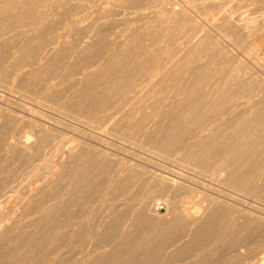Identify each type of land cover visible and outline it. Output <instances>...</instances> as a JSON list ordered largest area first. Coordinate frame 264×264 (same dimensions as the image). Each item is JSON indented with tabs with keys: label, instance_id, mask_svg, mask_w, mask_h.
<instances>
[{
	"label": "rangeland",
	"instance_id": "1",
	"mask_svg": "<svg viewBox=\"0 0 264 264\" xmlns=\"http://www.w3.org/2000/svg\"><path fill=\"white\" fill-rule=\"evenodd\" d=\"M228 11L244 18L230 21ZM129 38L133 55L107 64ZM155 56L187 67L164 81ZM0 75V135L30 136L32 155L61 153L26 179L1 160L0 141V264L22 253L28 264H104L120 238L134 249L149 242L142 264H264V0H0ZM250 156L248 182L232 184ZM91 162L88 187L75 182ZM120 169L133 176L129 204L105 193ZM189 197L218 214L219 240L191 243L194 224L172 230ZM144 201L146 218L137 213Z\"/></svg>",
	"mask_w": 264,
	"mask_h": 264
},
{
	"label": "bare ground",
	"instance_id": "2",
	"mask_svg": "<svg viewBox=\"0 0 264 264\" xmlns=\"http://www.w3.org/2000/svg\"><path fill=\"white\" fill-rule=\"evenodd\" d=\"M208 2H209V0H208ZM132 4H134V3H132ZM175 7H176V5H175ZM172 8V7H171ZM189 9V8H188ZM229 9H231V8H229ZM254 10V9H253ZM154 11V10H153ZM192 11H193V9H192ZM140 12H141V10H140ZM146 12V11H145ZM168 12V11H167ZM235 12V11H234ZM176 14H179V13H181L180 11H177V12H175ZM193 13V12H192ZM224 13V12H223ZM260 13V12H259ZM224 14H226V16H227V18L231 21V20H236L237 19V21L239 22V21H241L244 17L242 16V13H233V12H231V11H228V12H226V13H224ZM245 15V14H244ZM190 16H192V15H190ZM188 19V18H187ZM227 19V20H228ZM255 19V18H254ZM123 20V19H122ZM197 22V21H196ZM110 23V22H109ZM170 23V22H169ZM181 23V22H180ZM192 23V22H191ZM196 25V24H195ZM202 25V24H201ZM104 26V25H103ZM185 26V25H184ZM15 27V26H14ZM178 27V26H177ZM175 28H176V26H175ZM196 28V27H195ZM200 29V28H199ZM221 29V28H220ZM198 30V29H197ZM179 31V30H178ZM255 32V31H254ZM180 33H182V32H180ZM179 33V34H180ZM260 33V32H259ZM202 34V33H201ZM222 35V34H221ZM203 37V36H202ZM195 38H196V36H195ZM213 38V37H212ZM95 39V38H94ZM109 39V38H108ZM196 40V39H195ZM201 40V39H200ZM215 40V39H214ZM107 41V40H106ZM131 38H129V39H127L124 43H125V45L124 46H122L121 48H119V47H117V48H115V49H113L111 52H110V56H109V58H107V64H112V62H117V63H120L121 62V60H124V59H128V58H130L132 55H133V52L136 50L135 48H133V45H130L131 44ZM197 42V41H196ZM218 42V41H217ZM65 43V42H64ZM123 43V42H122ZM162 44V43H161ZM196 44V43H195ZM224 44V43H223ZM48 45V44H47ZM81 45H82V43H81ZM87 45H90V44H87ZM211 45V44H210ZM213 45V44H212ZM56 46V45H55ZM57 46L59 47V45L57 44ZM56 46V47H57ZM63 46V45H62ZM75 46V45H74ZM73 46V47H74ZM163 46V45H162ZM161 46V47H162ZM190 46V45H189ZM197 46V45H196ZM81 47V46H80ZM226 47V46H225ZM20 48H21V46H20ZM51 48V47H50ZM234 48V47H233ZM43 49V48H42ZM58 49V48H57ZM91 49V48H90ZM99 49V48H98ZM17 50V49H16ZM142 49H140L139 51L140 52H144L143 50L141 51ZM179 50V49H178ZM177 50V51H178ZM182 50V49H181ZM203 50V49H202ZM213 50V49H212ZM38 51V50H37ZM77 51V50H76ZM163 51V50H162ZM176 51V52H177ZM210 51V50H209ZM39 52H41V51H39ZM45 52V51H44ZM53 52V51H52ZM50 50H48L47 49V52H45V54L46 55H50L51 53H52ZM166 52V51H165ZM170 52V51H169ZM183 52V51H182ZM181 52V53H182ZM195 52V51H194ZM245 52V51H244ZM248 52V51H247ZM38 53V52H37ZM37 53H35V54H37ZM184 54V53H183ZM195 54V53H194ZM247 54V53H246ZM24 55V54H23ZM74 55V54H73ZM172 55H174V54H172ZM177 55V54H176ZM179 55V54H178ZM181 55V54H180ZM179 55V56H180ZM187 55V54H186ZM166 56H168V55H166ZM258 56V55H257ZM36 57V56H35ZM41 57V56H40ZM178 57V56H177ZM191 57H192V55H191ZM214 57V56H213ZM259 57V56H258ZM46 58V57H45ZM44 57H42V59H45ZM77 58V57H76ZM193 58H194V56H193ZM261 58V57H260ZM33 59V58H32ZM38 59V58H37ZM84 59V58H83ZM41 60V59H40ZM207 60V59H206ZM205 60V61H206ZM31 62H32V60H31ZM36 62V61H35ZM239 62V61H238ZM21 63V62H20ZM32 63H34V61L32 62ZM41 63H43V62H41ZM82 63V62H81ZM152 63H153V67H154V70L155 71H157V74H159V76H161V78L165 81V77L166 76H168L169 74V72L170 71H173L174 72V74L172 73V79H174L175 80V78L177 79V76H178V74L181 72V70H182V68L186 65V63H187V60H185L184 58H179V59H177V60H173V58H170V56L169 57H167V58H165V59H163L162 57H153V60H152ZM38 65H40V64H38ZM189 65H191V64H189ZM241 65V64H240ZM36 66V65H35ZM81 66V65H80ZM103 66H104V64H103ZM258 66V65H257ZM20 67V66H19ZM43 67V66H42ZM185 67H187V66H185ZM201 68V67H200ZM16 69V68H15ZM20 69V68H19ZM28 69V68H27ZM38 69V68H37ZM184 69V68H183ZM236 69V68H235ZM14 70V69H13ZM23 70V69H22ZM186 70V69H185ZM188 70V69H187ZM231 70V69H230ZM12 72V71H11ZM85 72V71H84ZM165 72H168V73H166L165 74ZM30 73V72H29ZM33 73H34V71H33ZM32 73V74H33ZM94 73V72H93ZM120 73V72H119ZM185 73V72H184ZM17 74V73H16ZM25 74V73H24ZM185 75V74H184ZM1 76V75H0ZM10 76V75H9ZM98 76H99V78H101V80H104V79H107V75H106V73H103V72H101L100 71V73L98 74ZM187 76V75H186ZM244 77V76H243ZM148 78H151V76H148L147 77V79ZM183 78V77H182ZM116 77L115 76H112L111 77V82H116ZM199 79V78H198ZM197 80V79H196ZM186 81V80H185ZM189 81V80H188ZM226 81V80H225ZM179 83H180V81H179ZM190 83V82H189ZM181 84V83H180ZM97 86V85H96ZM188 85H186L185 87H183V90L185 91V92H187L188 91ZM145 89V88H144ZM107 90V89H106ZM116 90V89H115ZM200 92V91H199ZM89 93V92H88ZM244 93V92H243ZM147 92H143V91H141V92H139V93H137L136 94V97H139L140 99H143V98H145L146 96H147ZM200 94V93H199ZM182 95V94H181ZM222 97V96H221ZM98 98V97H97ZM185 98V97H184ZM132 99V98H131ZM197 99H198V97H197ZM232 99V98H231ZM220 101V100H219ZM177 102V101H176ZM216 103V102H215ZM199 105V104H198ZM201 105V104H200ZM211 105H213V104H211ZM252 105V104H251ZM227 106V105H226ZM138 108V107H137ZM1 109V108H0ZM186 109V108H185ZM195 109V108H194ZM204 110V109H203ZM1 113V112H0ZM182 113V112H181ZM180 114V113H179ZM183 114V113H182ZM181 116V115H180ZM224 116V115H223ZM184 117V116H183ZM189 118V117H188ZM207 118V117H206ZM260 119V118H259ZM10 120H12V119H10ZM22 122V121H21ZM1 123V122H0ZM190 123V122H189ZM222 123V122H221ZM264 124V123H263ZM192 125V124H191ZM206 125V124H205ZM236 126V125H235ZM237 128V127H236ZM206 131V130H205ZM32 132V131H31ZM184 132V131H183ZM32 134V133H31ZM31 134H29V135H31ZM216 134H217V132H216ZM34 135V134H33ZM39 135V134H38ZM188 136V135H187ZM25 138V137H24ZM32 138V137H31ZM237 138V137H236ZM2 139H3V141H2ZM57 139V138H56ZM237 140V139H236ZM0 141L1 142H3V145L4 146H2L3 147V150H4V154L2 155L3 157H2V159L1 160H3V162H5V163H7V164H9V163H15V165H16V170L18 171V173H20L21 175H24L25 177H26V179H29V178H31L38 170H39V168L40 167H42L43 165H45L46 163L48 164V163H54V164H58L59 163V157H60V148L59 149H55L56 151H48L47 153H42V154H40V155H32L30 152H32L31 151V149H33L34 148V145H36L38 142H36L35 141V144H31V140H30V136H26V141L25 140H23V136H21V135H18V134H16V133H12V132H8V133H3L2 135H0ZM197 142V141H196ZM238 142V141H237ZM33 143V142H32ZM64 143V142H63ZM200 143V142H199ZM209 143V142H208ZM48 144V143H47ZM189 144V143H188ZM251 145V144H250ZM59 146H61V145H59ZM0 147H1V144H0ZM37 147V146H36ZM48 147V146H47ZM53 147V146H52ZM211 147V146H210ZM78 148V147H77ZM203 148V147H202ZM210 149H212V148H210ZM75 150H76V148H75ZM210 152V151H209ZM212 152V151H211ZM210 152V153H211ZM201 154H202V152H201ZM203 155V154H202ZM104 157V156H103ZM92 158V157H91ZM222 159V158H221ZM107 161V160H106ZM105 161V162H106ZM243 164H241V165H243V166H247L248 168H249V170L247 171V172H243V171H241V172H235V173H233V174H231V175H229V181L232 183V184H234V185H236V186H242L243 184H245V183H247L248 182V180H249V178L251 177V175L253 174V171H254V162H255V157L254 156H250V157H246V158H244L243 160ZM109 162V161H108ZM113 162V161H112ZM104 163V162H103ZM98 164V166H96V168H97V170L98 171H103V169H104V164ZM219 163V162H218ZM221 163H223V162H221ZM14 165V166H15ZM64 165V164H63ZM221 165V164H220ZM219 165V166H220ZM4 166V165H3ZM13 166V165H12ZM92 166V162L88 165V167H86L87 169L86 170H83V171H80V172H78L77 174H76V177H74V175H73V177L74 178H77V180L75 181V182H80V181H86L85 183L87 184V187H88V184L90 183V179L91 178H93V176H94V170H92V168H90ZM223 165H221V167H222ZM120 167V166H119ZM1 168V167H0ZM12 170V169H11ZM96 170V171H97ZM6 171V170H5ZM14 172H16V171H14ZM126 172V171H125ZM3 173V172H2ZM73 173V172H72ZM127 173V172H126ZM9 174H11V173H9ZM8 174V175H9ZM6 175V174H5ZM1 176V175H0ZM16 176H19L18 174L16 175ZM15 176V177H16ZM23 176V177H24ZM100 176L102 177V175L100 174ZM21 177V176H20ZM155 178H157V177H155ZM161 178V177H160ZM22 179V178H21ZM111 181H110V183L107 185V187H106V194L108 193V194H112L113 195V199L114 200H123L126 204H129V200H130V195H129V193H130V191L132 190V188H133V186H134V183H133V176H131V175H127V176H125V174H124V171L122 170V169H120V170H116L113 174H112V176H111ZM7 180V179H6ZM13 180H15V179H13ZM13 180L11 179V182H13ZM19 180H20V178H19ZM157 180V179H156ZM173 180V179H172ZM8 181V180H7ZM16 182H17V180H15ZM97 181V180H96ZM95 181V182H96ZM227 181V180H226ZM33 182V181H32ZM228 182V181H227ZM78 183H76V184H78ZM259 183V182H258ZM80 184V183H79ZM1 185H2V183H1ZM102 185V184H101ZM103 185H104V183H103ZM161 185V184H160ZM171 185V184H170ZM175 185V184H174ZM3 186H5V185H3ZM46 186V185H45ZM99 186H100V184H99ZM24 187V186H23ZM146 187V186H145ZM38 188V187H37ZM103 188V187H102ZM170 189V187H167V188H164L163 189V191H167V190H169ZM1 190V189H0ZM18 190V189H17ZM98 190V189H97ZM134 190V189H133ZM21 191V190H20ZM85 191V190H84ZM17 192V191H16ZM30 192V191H29ZM15 193V192H14ZM18 193V192H17ZM21 193V192H20ZM60 193V192H59ZM95 193H96V189H91V195L92 196H94L95 195ZM12 194H13V192H12ZM24 194V193H23ZM47 194H49V193H47ZM65 194V193H64ZM68 194V193H67ZM28 196V195H27ZM41 196V195H40ZM88 196V195H87ZM98 196V195H97ZM21 197H22V195H21ZM23 198V197H22ZM25 198V197H24ZM27 198V197H26ZM5 200V199H4ZM9 200V199H8ZM25 200V199H24ZM64 200V199H63ZM107 200V199H106ZM193 200V198L192 197H189L188 199H187V205H185L184 207H183V209H182V211H180L181 212V216L179 217V219H177L172 225H171V227H172V230L173 229H181L183 226L182 225H190V224H194V226H192V228H191V231L189 232L190 233V236H191V243H193V244H197L198 242H199V240L202 238H204L205 240H210V241H213L214 239L216 240H219L221 237H222V235H223V232H224V230L221 228V227H219V228H217L216 229V227H215V225H216V220L218 219V214L216 213V212H210L211 210H210V206H208V205H203V206H201V207H196L195 206V204L193 205H189V203L191 202ZM19 201V200H18ZM56 201H58V200H56ZM193 202V201H192ZM2 203V202H1ZM6 203H7V201H6ZM76 203V202H75ZM101 203V202H100ZM105 203V202H104ZM116 204V203H115ZM184 204V203H183ZM182 204V205H183ZM5 205V204H4ZM90 205V204H89ZM97 205V204H96ZM103 205V204H102ZM106 205V204H105ZM181 205V206H182ZM1 206V205H0ZM7 206V205H6ZM4 207V206H3ZM57 206H55V209H58V208H56ZM104 207V206H103ZM112 207V206H111ZM114 207V206H113ZM145 207H146V203H145V201L143 202V203H141V205H140V209H139V212H137V213H139L140 215H143L144 214V212H145ZM12 208V207H11ZM26 208H28V207H26ZM49 208V207H48ZM91 208V207H90ZM110 208V207H109ZM116 208V207H115ZM22 209H23V207H22ZM47 209V208H46ZM52 209H54V208H52ZM92 209V208H91ZM90 209V210H91ZM137 209V208H136ZM98 210V209H97ZM118 210V209H117ZM181 210V209H180ZM57 211V210H56ZM89 211V210H88ZM112 211V210H111ZM14 212V211H13ZM36 212V211H35ZM61 212V211H60ZM91 212V211H90ZM89 212V213H90ZM105 212V211H104ZM110 212V211H109ZM52 213V212H51ZM8 214V213H7ZM30 214V213H29ZM38 214V213H37ZM57 214H58V212H57ZM56 214V215H57ZM91 214V213H90ZM46 216L47 217H49V219H50V216H51V214H50V212H47V214H46ZM63 216V215H62ZM103 216H104V214H103ZM2 217V216H1ZM47 217H45V218H47ZM85 217V216H84ZM142 217V216H141ZM143 217L144 218H146V216H145V214L143 215ZM87 218V217H86ZM4 219V218H3ZM66 219H68V217L66 218ZM16 220V219H15ZM46 220V219H45ZM51 220V219H50ZM82 220V219H81ZM106 221H107V219H105ZM226 220V219H225ZM47 221H48V219H47ZM80 221V220H79ZM75 222V221H74ZM136 222V221H135ZM8 223V222H7ZM18 223V222H17ZM29 223V222H28ZM41 223V222H40ZM44 222H42V224H43ZM91 223V222H90ZM147 223V222H146ZM3 224V223H2ZM69 224V223H68ZM89 224V223H88ZM33 225V224H32ZM50 225V224H49ZM55 225V224H54ZM53 225V226H54ZM57 225V224H56ZM72 225H73V223H72ZM71 225V226H72ZM3 226V225H2ZM8 226V225H7ZM10 226V225H9ZM18 226V225H17ZM63 226V225H62ZM90 226V225H89ZM73 227H74V225H73ZM1 228V227H0ZM41 228V227H40ZM94 228V227H93ZM47 229V228H46ZM45 229V230H46ZM67 229V228H66ZM41 230H42V228H41ZM53 230H54V228H53ZM62 230V229H61ZM182 230V229H181ZM187 230H189V228L187 229ZM228 230V229H227ZM250 230V229H249ZM47 232L48 231H50V229L49 230H46ZM76 231V230H75ZM74 231V232H75ZM110 231V230H109ZM8 232V231H7ZM18 232V231H17ZM16 232V233H17ZM42 232V231H41ZM50 232H52V230L50 231ZM49 232V233H50ZM73 232V231H72ZM105 232V231H104ZM175 232V231H174ZM234 232V231H233ZM251 232V231H250ZM54 233V232H53ZM60 233V232H59ZM69 233V232H68ZM159 233V232H158ZM168 233V232H167ZM180 233V232H179ZM248 233V232H247ZM176 234V233H175ZM56 235H58V233L56 234ZM100 235V234H99ZM111 235V234H110ZM173 235V234H172ZM187 235H188V233H187ZM24 236V235H23ZM58 236H60V234L58 235ZM76 236H79V235H76ZM75 236V237H76ZM98 236V235H97ZM186 236V235H185ZM189 236V235H188ZM189 236V237H190ZM53 237V236H52ZM57 237V236H56ZM61 237V236H60ZM59 237V239H57V240H59V242H63V241H61L60 239H62V237L60 238ZM88 237V236H87ZM260 237V236H259ZM74 238V237H73ZM72 238V239H73ZM77 238V237H76ZM29 239V238H28ZM52 239H55V237L54 238H52ZM68 239H70V238H68ZM75 239V238H74ZM78 239V238H77ZM76 239V240H77ZM109 239V238H108ZM111 239H113V238H111ZM139 239V238H138ZM57 240H55V241H57ZM63 240V239H62ZM75 240V241H76ZM216 240V241H217ZM16 241V240H15ZM29 241V240H28ZM37 241H38V239H37ZM36 241V242H37ZM49 241V240H48ZM69 241V240H68ZM97 241V240H96ZM136 241H137V239H136ZM149 241H151V240H149ZM162 241V240H161ZM239 241V240H238ZM245 241V240H244ZM26 242V241H25ZM74 242V241H73ZM160 242V241H159ZM37 243H39V242H37ZM51 243H53L52 245H54V246H57L59 243H58V241L57 242H51ZM50 243V244H51ZM75 243V242H74ZM73 243V244H74ZM114 243V242H113ZM182 243V242H181ZM190 242H189V244H191ZM210 243V242H209ZM55 244H57V245H55ZM62 244V243H61ZM60 244V245H61ZM64 244H67V243H64ZM79 244V243H78ZM86 244V243H85ZM126 244H132V243H129V241L128 240H126L125 238H120V239H118V240H116V243H115V245L117 246L118 245V247H120L118 250L116 249V252H117V254H115V256L114 257H112V258H109V256H110V254H109V252L107 253V254H109V256H108V258H109V260L107 259V257H105V263L104 264H142L141 263V257H142V255H143V253H142V251H141V248L140 247H144V246H147V245H145V244H149V242H140L139 241V243L137 242L136 244H138V248H133L134 246H135V244H134V246L132 247V245L131 246H127ZM140 244V245H139ZM164 244V243H163ZM163 244H162V246H163ZM184 244V243H183ZM189 244H187V245H189ZM236 244V243H235ZM60 245H58V246H60ZM172 245H173V243H172ZM182 245V244H181ZM62 246V245H61ZM60 246V248H62ZM64 246V245H63ZM149 246V245H148ZM180 246V245H179ZM196 246V245H195ZM83 247V246H82ZM51 248V247H50ZM54 248V247H53ZM59 248V247H58ZM66 248V247H65ZM160 248V247H159ZM180 248H181V246H180ZM182 248H183V246H182ZM187 248H188V246H187ZM33 249V248H32ZM46 249H48V248H46ZM111 249V248H110ZM112 249H114L113 247H112ZM190 249V248H189ZM206 249V248H205ZM66 250V249H65ZM146 250V249H145ZM166 250V249H165ZM181 250V249H180ZM186 250V249H185ZM191 250V249H190ZM30 251V250H29ZM54 251V250H53ZM60 251V250H59ZM147 251V250H146ZM149 251V250H148ZM208 251V250H207ZM31 252V251H30ZM33 252H35V251H33ZM33 252H31V253H33ZM37 252V251H36ZM55 252V251H54ZM54 252H52V253H54ZM101 252V251H100ZM113 252V251H112ZM115 252V251H114ZM115 252V253H116ZM154 252V251H153ZM176 252H177V250H176ZM178 252H182V251H179L178 250ZM188 252V251H187ZM196 252V251H195ZM45 253V252H44ZM103 253V252H102ZM173 253V252H172ZM183 253H184V250H183ZM185 253H186V251H185ZM198 253V252H197ZM15 254V253H14ZM36 254V253H35ZM51 254V253H50ZM186 254H188V253H186ZM201 254H202V252H201ZM44 255V254H43ZM46 257L48 258V259H50L51 257H53L52 255H50L49 257L47 256L48 254H47V252H46ZM45 255L42 257L43 259H44V257H45ZM57 255V254H56ZM55 255V256H56ZM103 255H104V253H103ZM106 255V254H105ZM147 255V254H146ZM173 255H174V253H173ZM177 255V254H176ZM175 255V256H176ZM179 255V254H178ZM177 255V256H178ZM182 255V254H181ZM181 255H179V256H181ZM185 255V254H184ZM192 255H193V253H192ZM199 255H200V253H199ZM208 255H209V253H208ZM65 256H66V254H65ZM98 256H99V252H98ZM170 256V255H169ZM174 256V257H175ZM186 256V255H185ZM193 256H196V254L195 255H193ZM45 257V258H46ZM57 257V256H56ZM62 257V256H61ZM67 257V256H66ZM101 257V256H100ZM154 257V256H153ZM182 257V256H181ZM29 258H30V256H29ZM29 258L27 257V255L26 254H24V253H22L19 257H18V259H17V262H12V263H10V264H28L29 263V261H31V259L29 260ZM40 258V257H39ZM96 258V257H95ZM172 258V257H171ZM177 259H179V257H176ZM176 258H174V259H176ZM57 259V258H56ZM102 259V258H101ZM144 259V258H143ZM158 259V258H157ZM182 259V258H181ZM195 259V258H194ZM200 259V258H199ZM13 260V259H12ZM47 260V259H46ZM46 260L44 259L43 261H45V262H41V263H48V260H47V262H46ZM53 260H54V258H53ZM53 260H51V261H53ZM95 260V259H94ZM103 260V261H104ZM106 260H108V261H106ZM163 260V259H162ZM172 260H173V258H172ZM195 260H197V259H195ZM4 261V260H3ZM57 262H58V260H56ZM56 261H54V262H56ZM61 261V260H60ZM63 261L64 260H62L61 262L63 263ZM144 261V260H143ZM175 261V260H174ZM173 261V262H174ZM180 261H182V260H180ZM179 261V262H180ZM198 261V260H197ZM32 262H34V260L32 261ZM31 262V263H32ZM40 261H38V263H39ZM60 262V263H61ZM96 262V261H95ZM162 262V261H161ZM172 262V261H171ZM193 262V261H192ZM196 262V261H195ZM194 262V263H195ZM51 263V262H50ZM49 263V264H50ZM97 263V262H96ZM101 263V262H100ZM103 263V262H102ZM145 263V262H144ZM153 263V262H152ZM37 264V263H36ZM40 264V263H39ZM66 264V263H65ZM68 264V263H67ZM153 264H155V263H153ZM217 264V263H216ZM231 264V263H230ZM246 264V263H245Z\"/></svg>",
	"mask_w": 264,
	"mask_h": 264
},
{
	"label": "built area",
	"instance_id": "3",
	"mask_svg": "<svg viewBox=\"0 0 264 264\" xmlns=\"http://www.w3.org/2000/svg\"><path fill=\"white\" fill-rule=\"evenodd\" d=\"M162 208V206H159V207H157V210H160Z\"/></svg>",
	"mask_w": 264,
	"mask_h": 264
}]
</instances>
